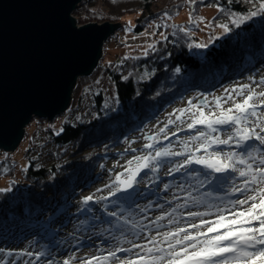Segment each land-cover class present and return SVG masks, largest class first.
<instances>
[{"label":"trees","instance_id":"obj_1","mask_svg":"<svg viewBox=\"0 0 264 264\" xmlns=\"http://www.w3.org/2000/svg\"><path fill=\"white\" fill-rule=\"evenodd\" d=\"M95 4L96 0H82L73 10L75 15L80 14L78 23H114L127 17L135 34L144 32L148 24L156 25L149 33L155 40L142 46L143 53L123 56L115 63L101 60L91 77L102 73L104 78L99 77L98 86V76L78 78L69 110L60 116L63 121L59 116L52 122L40 120V124L45 122L40 125L42 135L31 139L27 133L26 141L22 139V143L29 142L21 155L24 164L16 167L8 160L10 153L0 151L5 158V163H0V181L7 184L4 180L14 176L28 184L21 189L16 182H8L12 190L0 193V230L6 233L12 224L22 231L51 218L54 208L67 202L80 183L90 181L94 167L111 153L113 145L145 129L165 106L181 104L185 101L183 94L213 93L212 87L264 64V16L253 17L240 28L229 21L232 14L245 16L252 11L253 0H113L111 12L104 14L97 7L91 10ZM210 6L217 9L207 23L210 32L222 31L217 27L221 24H228L231 31L214 37L212 45L197 49L196 34L201 18L205 21L202 9ZM190 14L193 22H189ZM181 15L184 17L179 19ZM181 27L186 31H180ZM106 53L109 55L104 52V57ZM102 79L113 86L112 97L103 93ZM44 125L49 127L45 130ZM47 146L53 150L43 153L48 156L43 159L39 154Z\"/></svg>","mask_w":264,"mask_h":264},{"label":"snow or ice","instance_id":"obj_2","mask_svg":"<svg viewBox=\"0 0 264 264\" xmlns=\"http://www.w3.org/2000/svg\"><path fill=\"white\" fill-rule=\"evenodd\" d=\"M253 3L254 8L247 15L229 16L232 26L240 28L253 17L264 16V0L258 2L253 0ZM189 22H193L191 14ZM200 22H203V18ZM217 27L221 28L224 34L231 31L228 24ZM179 30L186 31L183 27ZM194 47L201 49L207 45L197 43ZM259 84L264 85V79ZM232 92L243 99L237 101L229 93L224 99V103L232 102L231 107L228 108L222 107L220 98L215 99V108L218 112H205L204 108L207 105L197 106L189 102V111L192 113L189 118L192 122L187 124V128L193 130L200 126L207 131H197L195 136L189 137V140L195 143V149H189L188 142H185L183 147L189 154L175 168L168 170L169 173L178 172L181 169H191L192 165H199L205 170L200 173L192 169L188 173L194 182L190 183L189 187H195L198 191L206 185L211 191L200 196H193L189 192L191 204L176 205L177 209L187 208L186 217L193 222L187 227L178 226L162 233L157 231L156 236H138L135 231L138 222L133 220L130 224L128 219L121 220L123 206L120 213L109 210L107 214L109 217H115L112 223L120 233L112 237L117 242L116 246L110 248L107 255H93L81 260L80 264H94V262L108 264L109 261H112V264H264V90L257 92L251 85L245 84L238 89H232ZM181 114H184V110H181ZM177 119L179 120L180 117L178 116ZM217 126L223 131L224 138H221L220 134H215ZM160 131L164 132V129L161 128ZM233 144L241 149L240 153L218 150L221 146ZM145 147L152 148L153 145L146 144ZM198 152H202L203 155H196ZM184 154L182 151L172 152L164 148L155 151L154 155L133 157V160L127 162L129 165L126 168L127 178L122 179V174L117 176L115 181L117 187L114 191L110 190L111 195L126 193L123 203L130 207L135 203V197L140 195L136 190V184L137 176L142 170L149 168L151 164V170L156 172L155 164H159L161 158ZM237 177L242 181V186L236 183ZM168 187L169 185H164L165 190ZM11 190L10 187L0 189V193ZM180 190L183 191L184 187L180 186ZM217 192H222L224 195H213ZM99 199L107 200L108 197ZM91 201L93 196H88L84 198L83 203L88 204ZM200 207H204L205 210H192ZM212 209H215V212ZM168 215L170 216L171 213ZM163 219L164 216H157L153 224ZM168 223L179 224V221L169 220ZM129 231L133 237L147 242L141 244L135 239L127 238L125 234ZM157 236L162 239L157 240ZM122 243H127L130 247H121ZM161 244H166L167 247H161ZM136 249L139 251H134ZM3 252L5 249L0 248V253ZM118 253L132 255L122 258ZM20 255L31 257L33 253L26 252ZM48 256H51V251L37 252L35 260H30L27 264H35L42 257ZM46 264H53V260L46 259ZM63 264H71V258L65 259Z\"/></svg>","mask_w":264,"mask_h":264},{"label":"rangeland","instance_id":"obj_3","mask_svg":"<svg viewBox=\"0 0 264 264\" xmlns=\"http://www.w3.org/2000/svg\"><path fill=\"white\" fill-rule=\"evenodd\" d=\"M113 0H101L103 2V5L101 6L103 12H111V6ZM99 6V4H98ZM96 6H92L91 10L95 9ZM216 7H208L202 9V14L204 16L205 21L200 23L199 26L201 29L197 32L196 36L199 38L200 44H206L207 46L212 45V41L214 37L224 36L223 32L220 30H212L210 32V28L208 26V20L214 16L216 12ZM73 12V11H72ZM104 14V13H103ZM80 14L75 15L72 13V16L76 19L79 17ZM184 16H179L180 18H183ZM106 21V20H104ZM120 26L118 27L117 31V41L109 42V45L107 47L105 46L102 50V52H108L109 55L106 53V61L108 62H117L119 58L126 57L132 54H138L143 53L142 46L145 44H150L155 40V36L149 34L150 31H155L156 25H147L144 29V32L141 34L133 33L129 27L131 25V21L124 17L122 20H120ZM124 21V22H122ZM93 22V21H91ZM95 22V21H94ZM97 23L101 24L104 23L103 21H96ZM111 22V21H110ZM90 23L89 21H84L83 24ZM77 22V25H83ZM159 37V36H158ZM109 41V40H108ZM115 43V44H114ZM102 55V58H104ZM101 60V59H100ZM105 61H103L104 63ZM100 63V62H99ZM95 69V68H94ZM93 69V71H94ZM96 70V69H95ZM92 71V72H93ZM92 72L90 75L85 76L83 78L88 77L87 79L92 77ZM98 76V79L96 81V84L98 86V83L100 84L101 78H104L103 75ZM251 74V73H250ZM96 76V77H97ZM96 77H93L91 79H95ZM81 78V77H78ZM243 80L232 79L228 82H224L219 87H212V90H218L217 94L213 95H205L203 96V93H193L194 91H191L189 93L183 94L182 96L185 97V101H182L181 104L173 105L171 108H166L169 106H165L163 109V112L161 113V116H157L156 118L151 119L148 123V125L145 127V129L141 130L140 132L134 133V135H130L127 140L123 143H120L118 145H113L111 148V153L106 156L105 159L100 161V164L96 165L90 175V181H86L87 183H80L79 186H77V189L74 191V193L69 197L68 201L65 202V206L63 203L58 204L56 208H54L53 212L56 213V215L52 218H49L46 220V224L48 226L45 227L44 224L42 225H31L30 229L26 230L25 228L23 231H18V229H15L14 227H19V225L12 224V229L9 233H6L5 231L0 230V248L5 249V252L0 253V264H7L10 261H5L6 259L4 256H9L7 260H16L15 264H27L30 260H34L33 257H29L27 255H20V253H26V252H32L36 254L40 251H51V256L48 257H42L41 261H38L35 264H46L47 258H53L58 255V259L53 260V264H63V261L65 259L71 258V264H80L81 260H86L93 255L97 256H104L107 255V251L110 248H114L116 246V241L112 239L113 236L119 235V229H117L112 221H114L113 217L108 216V211L115 209L117 213H120L121 206H123L124 211L121 215V220L128 219L130 217V213L125 211L127 209L128 204L123 203V199H121V195L117 193L116 196L111 195V191H114L117 187L115 181L118 175H121V178H127L128 172H126V168L129 167L128 161L133 160V157L135 156H145V155H154L155 151L161 150L164 148L170 149L172 152H178L182 151L185 154L181 156H169L161 158V162L159 164H155V167L157 168L156 172H153L151 170L152 165L150 164L149 168L144 169L142 177L137 179L136 189L141 188L140 190H145L144 196L146 198L143 200L141 197L136 196L135 197V203L133 205H136V200L139 198L138 203L144 204L147 202H153L156 199H168L173 200V198L179 196L180 194H189V192L196 190L195 187H189L190 183H194L191 179V176L188 175V173L185 172L186 169H181V177H174L177 176L176 171H173L169 173L170 168H175L177 164L181 161H183L186 156L189 154L188 151L183 147L185 142H188V148L194 150L196 145L194 142L189 140V137L195 136L197 131H207L206 129L197 126L196 129L190 130L187 128V124L191 123V119L189 118L191 116L190 104L197 105V106H203L207 105L204 110L205 112L213 111L218 112V110L215 108V99L220 98L221 105L223 108L231 107L232 102L228 101L227 103H224V99L227 98L229 93L232 94L233 98L237 101L242 100L243 97H237L234 92H232V89H238L242 85L248 84L251 85L252 88H254L257 92L264 90V85L259 84V82L264 79V67L263 69H260L257 73H253V76H248L246 78L242 77ZM241 79V78H240ZM103 93L106 95V97H112L114 89L113 86L108 83V81H103ZM78 79L76 80L75 87L78 84ZM259 85V86H258ZM74 87V88H75ZM73 88V89H74ZM227 90V91H226ZM206 92V91H205ZM212 92V91H211ZM86 105L89 102L88 96H86L85 99ZM181 105L184 107V114H181V111L179 110V107ZM70 107V106H69ZM68 107V108H69ZM67 108V109H68ZM66 109V110H67ZM69 110V109H68ZM65 111L59 115H56V117L52 120H56L57 116H62L63 114L68 112ZM165 110V111H164ZM198 114V113H197ZM180 117L178 120L177 117ZM61 122L63 121V117H60ZM39 118H33L31 121V126L29 128V124L25 127V134L23 136V140L26 141L27 138H33L36 134L42 135V130L40 128V125H43L45 122H42L40 124ZM44 121V120H43ZM49 121V122H52ZM60 120L57 121L59 123ZM150 123V124H149ZM56 124V123H55ZM45 126V125H44ZM55 126V125H51ZM49 126H45L48 128ZM163 128L164 132H161L160 129ZM28 131V132H27ZM30 132V134H29ZM28 133V135H27ZM175 133V135H173ZM220 134L221 138H224L223 131L219 126H217V133ZM27 135V138L24 139ZM167 137V138H166ZM146 144L153 145L152 148H146ZM27 145L29 146V142H20V144L16 147V149L13 152L10 153V157H8V160L12 161L17 167V165L24 164V161L21 158V155L24 154V151H26ZM46 149V150H45ZM43 149V152H40V156H45L43 153H47V151H50L51 147H46ZM53 150V149H52ZM221 151H233L236 153H240L241 149H238L233 145L231 146H221ZM36 152V151H35ZM196 155H203L202 152L196 153ZM5 158L1 157L0 155V163L4 162ZM22 167V166H21ZM132 167H135V161L133 162ZM192 169H195V171L203 173L205 170L200 168V166L192 165L191 169H188L190 172ZM189 172V173H190ZM169 173L172 175L171 177L173 179L172 183H166L169 185L168 189L165 190L164 186H159L158 183L161 179L160 176L167 175ZM202 178V177H201ZM7 182L6 186H2L3 188H9L11 183L8 182H16L14 184H18L21 187L24 188L27 187L28 184L24 182H20L18 180V177L15 179L14 176L7 177L5 180ZM152 182L153 187L149 186V183ZM236 183L240 184L242 186V181L237 177ZM5 184V183H4ZM165 185V184H164ZM180 186L184 187V190H180ZM11 188V187H10ZM211 191L206 185L201 187L198 191L196 190L194 193H192L193 196H200L201 194ZM151 195V196H150ZM213 195H224L222 192L213 193ZM88 196H93V201L89 202L88 204H84V198ZM101 197H108L107 200H101L99 198ZM206 198V197H205ZM233 199V197H231ZM191 204V199L188 201ZM214 203H220V201H214ZM172 204V203H171ZM230 207V205H229ZM175 209V211H173ZM128 210V209H127ZM192 210H200L204 211V207H200L199 209L193 208ZM188 209L187 208H179L177 209L174 206H167L165 209H157L155 212H150V216L157 217V216H164L165 219L160 220L157 224H153L156 228V230L146 229L145 234L138 233V236H156L157 231L159 232H167L171 231L173 228L178 226H184L187 227L188 224L192 223L190 219H187ZM213 212H215V209H212ZM168 213H171L169 216ZM208 219H214V217H207ZM173 220L179 221V224H169L168 221ZM23 222H21L22 224ZM38 224V223H36ZM33 226V227H32ZM14 228V229H13ZM35 228V229H34ZM26 230V231H25ZM39 230V231H38ZM30 231V232H28ZM58 232L55 236L48 237L45 234L52 233V232ZM93 234H100L103 235L100 237L101 240L109 239V241H105L100 246L105 247V252L101 251V248H97L95 243L84 241V238L89 235ZM127 238L129 239H135L137 243L145 244L147 241L143 239H139L137 237H133L132 235H129L128 232L125 234ZM162 237L157 236V240H161ZM101 243V242H100ZM109 243V244H108ZM121 247H130L127 243H122L120 245ZM151 247V245H148ZM161 247H167L166 244H161ZM11 250H7L10 249ZM134 251H139L138 249ZM101 252V253H100ZM8 253H12L11 255H8ZM15 254V255H13ZM131 254V253H129ZM60 256V257H59ZM118 256L124 257L123 253H118ZM29 257V258H28ZM95 264V262H94ZM108 264H112V261H109Z\"/></svg>","mask_w":264,"mask_h":264},{"label":"water","instance_id":"obj_4","mask_svg":"<svg viewBox=\"0 0 264 264\" xmlns=\"http://www.w3.org/2000/svg\"><path fill=\"white\" fill-rule=\"evenodd\" d=\"M82 0H0V151L13 152L33 118L66 111L119 22L77 25Z\"/></svg>","mask_w":264,"mask_h":264},{"label":"bare ground","instance_id":"obj_5","mask_svg":"<svg viewBox=\"0 0 264 264\" xmlns=\"http://www.w3.org/2000/svg\"><path fill=\"white\" fill-rule=\"evenodd\" d=\"M109 42L110 41H108V39L105 41V44H104V46H103V48L105 47V46H107L108 44H109ZM115 44V43H114ZM103 50V49H102ZM104 55V54H103ZM104 57V56H103ZM101 60H103V61H105L106 62V57H104V58H102V56H101V58H100ZM98 60V62H97V65L95 66V69H96V67H98V65L100 64L101 65V60ZM100 62V63H99ZM94 69V70H95ZM74 90V89H73ZM73 90H72V92H71V94L73 93ZM71 96H73V95H71ZM42 120H47V119H42ZM48 121V120H47ZM183 170V169H182ZM182 170H180V171H178V172H176V174H178L177 176H174V177H181V173H182ZM143 171L144 170H142L141 172H140V174H139V176H137V179L138 178H140V177H142V174H143ZM185 172L186 173H189L190 171L188 170V169H186L185 170ZM172 175H170L169 173H167V175H164V176H160L161 177V179H160V181H159V183H158V185L159 186H164V184H166V183H172L173 182V179L172 178H174V177H171ZM6 186V183L4 184V182H1L0 181V188H3L2 186ZM149 186H152L153 187V184H152V182H150L149 183ZM141 188H137L136 190L140 193V195H139V197H141L143 200L146 198V196H144V192H145V190L143 189V190H140ZM196 190H193V191H191V193H194ZM151 196V195H150ZM139 199V198H138ZM233 199H235V197H233ZM190 200V198H189V194H180L179 196H177V197H175V198H173V200H168V199H161V200H155V201H153V202H147V203H144V204H139V203H137L136 205H131L130 207L128 206V210H127V212L128 213H130V216H132V217H130V219H128L129 220V222H130V224H131V222L134 220V221H136V222H138L137 223V225H138V227L135 229L136 231H138L139 233H141V234H145L146 233V230H145V228L146 229H151V230H156V228H155V226L153 225V222L152 221H148V220H146L145 219V215H146V212L149 210V207L150 206H152L154 209L156 208V209H165V207H167V206H174V207H176V205H178V204H185V203H188V204H190V202H188ZM169 201H171V203H169ZM140 209H143V211H141ZM113 210H115V209H113ZM46 219H48V218H44V221L46 220ZM113 219L115 220V217H113ZM35 229V228H34ZM39 231V230H38ZM56 234H58V232H56V231H54V232H52V233H48V234H45V235H47L48 237H52V236H55ZM128 234L129 235H131V232L129 231L128 232ZM101 236H103V235H100V234H93V235H89V236H86L85 238H84V241H88V242H93V243H95V245H96V247L97 248H101V251L102 252H105V248H106V246H107V244H106V246L105 247H102V246H100L102 243H104L105 241H109V243L111 242V240H109V239H106V240H101L100 239V237ZM101 242V243H100ZM108 243V244H109ZM104 245H105V243H104ZM7 250H11V248L10 249H7ZM139 250V249H138ZM101 253V252H100ZM13 255H15V254H13ZM123 255H124V257H126V256H131L132 254H129V253H123ZM16 256V255H15ZM58 255H56V257H53V258H47V259H51V260H56V259H58V257H57ZM9 256H4V258L6 259L5 261H10L9 263H7V264H15L16 263V260H7V258H8ZM32 257H33V259L35 260V254L33 253V255H32ZM31 257V258H32ZM60 257V256H59ZM29 258V257H28ZM33 260V261H34ZM39 261H41V260H39ZM38 261H36V263H37Z\"/></svg>","mask_w":264,"mask_h":264}]
</instances>
